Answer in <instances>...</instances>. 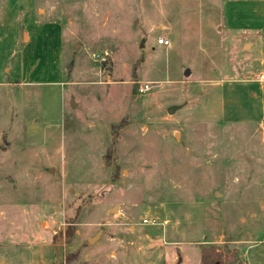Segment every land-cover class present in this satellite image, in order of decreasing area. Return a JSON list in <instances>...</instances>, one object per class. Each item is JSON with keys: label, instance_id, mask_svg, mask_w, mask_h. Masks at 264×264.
Returning <instances> with one entry per match:
<instances>
[{"label": "rangeland", "instance_id": "374dc122", "mask_svg": "<svg viewBox=\"0 0 264 264\" xmlns=\"http://www.w3.org/2000/svg\"><path fill=\"white\" fill-rule=\"evenodd\" d=\"M27 1L0 0V264H264V67L223 0H29L58 32L22 52Z\"/></svg>", "mask_w": 264, "mask_h": 264}, {"label": "crops", "instance_id": "0c3cea01", "mask_svg": "<svg viewBox=\"0 0 264 264\" xmlns=\"http://www.w3.org/2000/svg\"><path fill=\"white\" fill-rule=\"evenodd\" d=\"M30 5V1L28 0L27 2H24L22 6L15 7L19 13L22 14L19 15L21 17L19 22H21V24L25 22L23 33H25L27 37L26 39L24 37L21 45L18 47H21L22 52L32 42L33 37L38 36L39 33L37 29L40 28L43 31L45 30L43 27H45L47 30H56L58 32L54 23H40L36 21L32 6ZM222 11L225 27L231 32H242L249 38L251 52L256 53L259 59L258 62L264 67V0H223ZM6 16L8 17L7 14ZM13 38L12 42L14 48L15 46L17 47L18 43L17 34ZM19 60L20 59H18V61ZM23 62L24 61L20 60V63L18 62L16 64V68L20 66L22 70V67H24ZM37 69L38 66L31 67L32 72H35ZM60 69H62L61 66ZM263 70H261V72Z\"/></svg>", "mask_w": 264, "mask_h": 264}, {"label": "trees", "instance_id": "16d2710c", "mask_svg": "<svg viewBox=\"0 0 264 264\" xmlns=\"http://www.w3.org/2000/svg\"><path fill=\"white\" fill-rule=\"evenodd\" d=\"M237 255L225 249H219L214 245H204L201 247L200 263L199 264H236ZM175 264H181V259L178 257Z\"/></svg>", "mask_w": 264, "mask_h": 264}, {"label": "built area", "instance_id": "2783aa9c", "mask_svg": "<svg viewBox=\"0 0 264 264\" xmlns=\"http://www.w3.org/2000/svg\"><path fill=\"white\" fill-rule=\"evenodd\" d=\"M157 41L160 45H164V46H167L170 44V40L166 37H159ZM256 79L264 80V70L261 73L256 75ZM147 87L148 85L145 84L144 88H147ZM140 223L143 225L155 226L159 224V221L158 219L152 216H143L141 217Z\"/></svg>", "mask_w": 264, "mask_h": 264}, {"label": "water", "instance_id": "95a60500", "mask_svg": "<svg viewBox=\"0 0 264 264\" xmlns=\"http://www.w3.org/2000/svg\"><path fill=\"white\" fill-rule=\"evenodd\" d=\"M142 46H143V44L141 43V44H140V47H142ZM189 74H190V69H189V68H186V69L184 70V75L187 76V75H189ZM176 108H178V106H176V105L170 106V107L168 108V112H169V113H173V111L176 110ZM97 237H98V234L94 235L93 237H90V238L88 239L89 243L94 242V240H95Z\"/></svg>", "mask_w": 264, "mask_h": 264}]
</instances>
